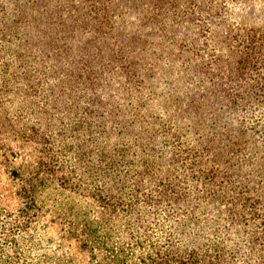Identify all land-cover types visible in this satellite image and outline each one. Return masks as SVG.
<instances>
[{
    "label": "rangeland",
    "instance_id": "rangeland-1",
    "mask_svg": "<svg viewBox=\"0 0 264 264\" xmlns=\"http://www.w3.org/2000/svg\"><path fill=\"white\" fill-rule=\"evenodd\" d=\"M0 264H264V0H0Z\"/></svg>",
    "mask_w": 264,
    "mask_h": 264
}]
</instances>
